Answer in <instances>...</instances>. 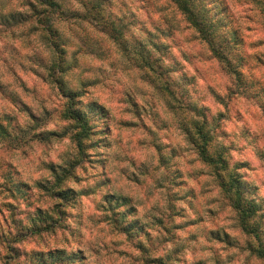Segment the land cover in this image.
I'll return each instance as SVG.
<instances>
[{
    "label": "clouds",
    "instance_id": "obj_1",
    "mask_svg": "<svg viewBox=\"0 0 264 264\" xmlns=\"http://www.w3.org/2000/svg\"><path fill=\"white\" fill-rule=\"evenodd\" d=\"M0 264H264V0H0Z\"/></svg>",
    "mask_w": 264,
    "mask_h": 264
}]
</instances>
